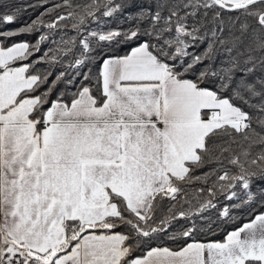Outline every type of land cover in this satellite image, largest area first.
Here are the masks:
<instances>
[{"label":"snow or ice","instance_id":"1","mask_svg":"<svg viewBox=\"0 0 264 264\" xmlns=\"http://www.w3.org/2000/svg\"><path fill=\"white\" fill-rule=\"evenodd\" d=\"M253 205L264 0H0V264H264Z\"/></svg>","mask_w":264,"mask_h":264},{"label":"trees","instance_id":"2","mask_svg":"<svg viewBox=\"0 0 264 264\" xmlns=\"http://www.w3.org/2000/svg\"><path fill=\"white\" fill-rule=\"evenodd\" d=\"M28 2H30V3H37L38 0H28ZM52 2H57L58 3L59 0H52ZM42 11H43L42 8H36L34 10H30L27 13H24L21 16L20 21L17 24L10 25V27L13 28V29H15V28H17L19 26V24H23V23L28 22L30 19L34 18L38 13H40ZM35 38H36V34L24 35V36L18 37V39H26V40H30V41H34ZM56 39H59V36L58 35L56 36ZM48 46L51 47L53 45H48ZM93 71H95V69H93ZM194 188H195V186L193 188H189L188 189L189 197L195 195ZM193 202H195V201H193ZM253 210H255V211H261V210H264V209H260V208L256 207L255 205H253L252 208H247L246 207L245 209H243L242 211H240L237 214L238 220H237L236 223L229 222V223H226V224H222L221 227L219 229H217L216 234L214 236L210 237V238H212V239H222L226 231H230L233 228L239 226L240 223L244 222L248 218L250 212L253 211ZM212 216L213 217L215 216V213L214 212L212 213Z\"/></svg>","mask_w":264,"mask_h":264}]
</instances>
